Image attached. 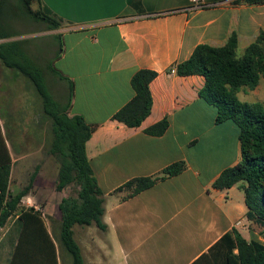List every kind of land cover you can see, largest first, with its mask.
Returning <instances> with one entry per match:
<instances>
[{"label": "crops", "instance_id": "0c3cea01", "mask_svg": "<svg viewBox=\"0 0 264 264\" xmlns=\"http://www.w3.org/2000/svg\"><path fill=\"white\" fill-rule=\"evenodd\" d=\"M36 4L61 21L53 32L60 45L53 66L67 87V81L74 85L69 115L81 116L94 127L85 151L102 192L104 228L73 227L84 264H193L233 230L264 245L259 225L247 218L242 183L225 190L213 187L224 170L242 159L238 128L232 122H216V108L199 94L203 76L176 73V65L188 60L197 46H224L233 33L238 37L237 54L243 56L264 32V4L201 0L196 10L190 0ZM143 69L158 74L150 83L152 110L139 127H129L113 116L133 99L131 80ZM261 84L263 78L249 91L258 92ZM164 119L168 128L163 135L146 132ZM1 133L13 166L12 149ZM21 145L26 152L22 158H29L30 143ZM178 162L186 169L176 176L132 196L127 189L119 190ZM48 168L37 174L36 187L45 189L43 181L56 180ZM51 216L42 218L51 236L53 231L59 238L62 214ZM16 236L8 246L1 245L0 264H11ZM61 256L57 247V258Z\"/></svg>", "mask_w": 264, "mask_h": 264}, {"label": "trees", "instance_id": "16d2710c", "mask_svg": "<svg viewBox=\"0 0 264 264\" xmlns=\"http://www.w3.org/2000/svg\"><path fill=\"white\" fill-rule=\"evenodd\" d=\"M39 0H20L26 13L46 25L48 30H57L61 21L52 13L41 8L37 12L31 5ZM247 4H264V0H240ZM1 20V19H0ZM5 26L0 21V39L8 38ZM238 37L233 33L226 44L213 47L207 44L197 46L184 62L176 65L179 76L201 75L205 78L200 97L216 108V122H232L238 128L241 145V161L234 167L224 170L213 184L218 190H225L242 183L245 203L248 207L247 218L264 228V104L249 103L239 99L242 90H254L264 79V32L246 48L243 56H238ZM0 62L5 68L29 80L43 100L46 114L54 130L52 152L61 156L62 172L57 189L70 179L76 180L81 191L79 198L64 199L59 208L62 213L60 236L53 239L42 214L34 208L21 209L16 218L18 224L11 264H58L57 247L71 255L73 264H84L80 248L74 239L73 227L96 224L103 229L104 214L102 192L86 156L85 145L94 127L88 125L81 116H70L71 101L74 93L73 83L69 85L67 109L60 110L44 81L40 69L28 58L19 43L0 44ZM55 72L64 80L55 68ZM157 73L143 69L131 80L135 92L133 99L120 109L113 118L129 127H139L150 115L152 95L150 83ZM168 128L166 119L147 129L153 136H161ZM0 228L18 210L23 197L31 192L34 177L28 186L15 196L10 191L11 162L0 128ZM186 169L184 162L170 165L159 175L129 181L119 190L127 189L130 196L152 187L168 177L176 176ZM264 235V234H263ZM236 251V252H235ZM193 264H264V245L258 241L246 240L233 230L205 255Z\"/></svg>", "mask_w": 264, "mask_h": 264}, {"label": "rangeland", "instance_id": "374dc122", "mask_svg": "<svg viewBox=\"0 0 264 264\" xmlns=\"http://www.w3.org/2000/svg\"><path fill=\"white\" fill-rule=\"evenodd\" d=\"M31 10L37 12L40 8L36 3H33ZM0 19L9 36L0 39V44L15 42L20 44L24 54L42 72L52 100L60 105V110L65 111L69 101V85L67 87L65 80L54 70V59L60 46L57 36L53 33L54 30H48L44 23L26 13L20 0H0ZM8 71L11 70L5 68L0 62L1 129L12 149L14 158L10 191L15 196L29 185L32 177H34V181L31 192L23 197L18 210L0 228V247L1 245L8 246L9 241L14 238L18 227L16 218L21 209H36L39 207L37 211L48 220L52 217L51 215L61 213L60 208H56V204L59 203L60 206L64 199H76L78 203H81L79 198L81 187L76 180L70 179L62 185L61 190L57 189L62 172V162L60 160L61 156L52 152L54 130L51 120L45 112L42 98L29 80L13 71ZM239 97L245 102H261L264 104V84H261L258 92L243 90ZM23 141L30 143L32 154L29 158H22L26 153L21 147ZM45 165L49 166V173L51 171L56 173L57 178L56 180L43 181L46 187L43 189L36 187L35 180L37 174L40 170H43ZM52 191H54V198L50 197ZM59 195L62 197L61 200H58ZM48 203L50 204L48 209L50 207L55 209L52 211L47 210ZM256 230L261 235L264 234V229L260 226ZM53 236L54 239H58L55 232ZM60 251L62 256L60 259L58 258V264H70L68 253L63 249H60ZM64 254L67 256L66 259Z\"/></svg>", "mask_w": 264, "mask_h": 264}, {"label": "built area", "instance_id": "2783aa9c", "mask_svg": "<svg viewBox=\"0 0 264 264\" xmlns=\"http://www.w3.org/2000/svg\"><path fill=\"white\" fill-rule=\"evenodd\" d=\"M190 2L192 3V10H196L202 7V5H200L201 0H190Z\"/></svg>", "mask_w": 264, "mask_h": 264}]
</instances>
